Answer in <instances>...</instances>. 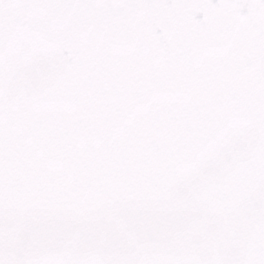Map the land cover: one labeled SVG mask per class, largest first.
<instances>
[{"label": "snow or ice", "instance_id": "1", "mask_svg": "<svg viewBox=\"0 0 264 264\" xmlns=\"http://www.w3.org/2000/svg\"><path fill=\"white\" fill-rule=\"evenodd\" d=\"M0 264H264V0H0Z\"/></svg>", "mask_w": 264, "mask_h": 264}]
</instances>
